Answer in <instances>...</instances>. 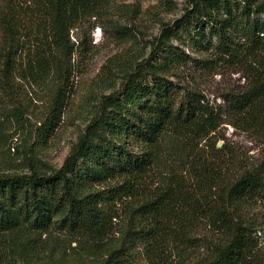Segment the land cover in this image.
Here are the masks:
<instances>
[{
    "label": "trees",
    "instance_id": "16d2710c",
    "mask_svg": "<svg viewBox=\"0 0 264 264\" xmlns=\"http://www.w3.org/2000/svg\"><path fill=\"white\" fill-rule=\"evenodd\" d=\"M106 7L105 0H0V90L11 93L33 67L57 68L55 49L73 53L70 31ZM188 49L210 53L198 59L202 68L219 61L246 72V87L226 100L235 126L264 137V0H189L163 25L155 58L104 96L60 167L0 174V239L57 230L100 244L122 214L119 244L95 264H139L140 248L155 261L191 245L196 222L219 240L195 264H264L243 218L244 207L264 201V152L245 166L226 144L211 142L218 106L198 86L163 75L193 60Z\"/></svg>",
    "mask_w": 264,
    "mask_h": 264
},
{
    "label": "rangeland",
    "instance_id": "374dc122",
    "mask_svg": "<svg viewBox=\"0 0 264 264\" xmlns=\"http://www.w3.org/2000/svg\"><path fill=\"white\" fill-rule=\"evenodd\" d=\"M105 3L101 17L91 16L70 31L73 53L70 46L65 53L55 49L57 68L33 67L31 75L16 80L11 93L0 90V174L22 173L37 165L60 167L98 113L104 96L119 88L125 73L155 58L150 56L163 25L180 17L189 0ZM190 54V63L163 75L175 83L198 86L221 112V124L211 142L217 147L226 144L241 165L256 164L264 152V137L235 126L226 100L228 94L246 87V72L219 61L202 68L198 59L211 57L210 53ZM243 218L254 227L259 254L264 257V201L244 207ZM113 220L117 232L100 244L57 230L31 238L5 233L0 239V264H95L119 244L127 220L122 214ZM195 226L191 245L168 251L155 261L144 249H137L138 263L195 264L219 240L204 222Z\"/></svg>",
    "mask_w": 264,
    "mask_h": 264
}]
</instances>
